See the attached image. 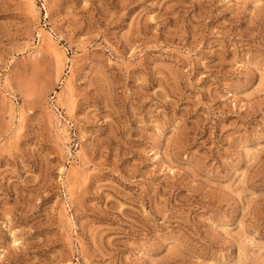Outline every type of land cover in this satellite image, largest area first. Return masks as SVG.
<instances>
[{
    "label": "rangeland",
    "instance_id": "1",
    "mask_svg": "<svg viewBox=\"0 0 264 264\" xmlns=\"http://www.w3.org/2000/svg\"><path fill=\"white\" fill-rule=\"evenodd\" d=\"M0 264H264V0H0Z\"/></svg>",
    "mask_w": 264,
    "mask_h": 264
},
{
    "label": "bare ground",
    "instance_id": "2",
    "mask_svg": "<svg viewBox=\"0 0 264 264\" xmlns=\"http://www.w3.org/2000/svg\"><path fill=\"white\" fill-rule=\"evenodd\" d=\"M44 38H45V37H44ZM49 38H50V37H49ZM42 40H43V39H42ZM50 40H51V39H50ZM53 40H54V39H53ZM51 41H52V40H51ZM52 46H53V45H52ZM56 56H57V55H56ZM57 57H59V54H58V56H57ZM59 58H60V57H59ZM59 58H58V59H59ZM18 241H19V240H18Z\"/></svg>",
    "mask_w": 264,
    "mask_h": 264
}]
</instances>
